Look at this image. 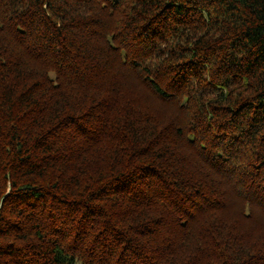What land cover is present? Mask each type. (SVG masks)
Returning a JSON list of instances; mask_svg holds the SVG:
<instances>
[{
	"label": "trees",
	"instance_id": "obj_1",
	"mask_svg": "<svg viewBox=\"0 0 264 264\" xmlns=\"http://www.w3.org/2000/svg\"><path fill=\"white\" fill-rule=\"evenodd\" d=\"M0 264H264V0H0Z\"/></svg>",
	"mask_w": 264,
	"mask_h": 264
}]
</instances>
